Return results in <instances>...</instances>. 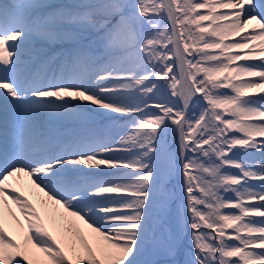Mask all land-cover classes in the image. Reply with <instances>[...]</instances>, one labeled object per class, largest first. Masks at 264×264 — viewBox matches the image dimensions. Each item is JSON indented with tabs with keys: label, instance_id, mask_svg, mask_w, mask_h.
Listing matches in <instances>:
<instances>
[{
	"label": "snow or ice",
	"instance_id": "obj_1",
	"mask_svg": "<svg viewBox=\"0 0 264 264\" xmlns=\"http://www.w3.org/2000/svg\"><path fill=\"white\" fill-rule=\"evenodd\" d=\"M64 42L72 47L43 54L41 45ZM256 93L264 94V0H0V264H156L157 249L174 254L167 224L183 212L192 230L184 264H264ZM194 101L199 112L189 111ZM92 106L132 119L113 124L118 139L107 141L103 131L54 141L35 120H87ZM105 170L113 175L85 174ZM22 177L43 193L59 235L13 186Z\"/></svg>",
	"mask_w": 264,
	"mask_h": 264
},
{
	"label": "bare ground",
	"instance_id": "obj_2",
	"mask_svg": "<svg viewBox=\"0 0 264 264\" xmlns=\"http://www.w3.org/2000/svg\"><path fill=\"white\" fill-rule=\"evenodd\" d=\"M40 2H43V3H46V4H50V5H58V4L68 3L69 0H40ZM256 2L259 4L260 0H256ZM232 39H233L232 37H229V40H232ZM235 40L237 42H239V38L238 37H236ZM85 42H87V38H85ZM250 42L253 43V44H256L257 47H259V43H260L259 41H250ZM41 46L45 50H47V52H50V54L51 53H60L62 50H65V49H68V48L72 47V45L70 43H68V42H64L62 44H58V43H56V44H47V43H45V44H43ZM232 51L234 53L241 54V53H239V50L233 49ZM248 63H259V60L257 59V60H254V61H248ZM178 73H179V70L177 69V74ZM256 82H258V80H256ZM161 93L166 95L168 93V90L166 88H163V89H161ZM158 95H160V93H158ZM262 96H264V94L256 93L255 98L257 100H260ZM45 99L46 100H51V101H53L55 103H60V101L56 100V98H45ZM0 103H3V101L0 100ZM72 103L73 104H79L80 102L79 101H72ZM94 108H95V106H92L91 108L83 109V111L88 116L87 120H81V119H79V118H77L75 116H72V115L49 114V113H43V112L39 113L35 117V120H36V123H37L41 119L43 121V123H45L44 125H48V127H52V124H54L56 126V127H52L49 130H47L48 127L45 129V132L51 138L55 134H59L61 132L65 133L66 130L69 129V128H79V127L85 128V127H88V129L92 128L91 131H103L104 134H105V139L107 141V140H111L113 138L118 139V136L115 135L116 132L118 131V129L117 128H113L112 127L113 124H117V125H121L122 126L126 121L132 119L131 117H125L123 120H119V119L113 120V118L107 113V111L102 110V109L93 110ZM77 109H79V108H77ZM193 110L196 111V112H199V110H200L199 108L195 107V101L193 102V108L190 109L189 111L191 112ZM75 111H77V110H75ZM80 111H81V109H80ZM12 114H13V109L11 108V105H9V116H12ZM69 138H74V136H72V135H64L63 138L54 137L53 139L55 141V140H65V139H69ZM257 139L260 140L261 138H257ZM168 143L173 148L175 147V143H171V142H168ZM109 146H111V145H109ZM232 154H234L236 156L243 155V153L239 149H234ZM260 156H261V153L259 151H252V152L248 153V157L251 158V159H254V160H259ZM124 171H128V170L125 169ZM230 171L235 172L237 170L230 169ZM88 174L95 175L98 178H108L111 175H113L111 170H105L103 172L96 171L94 173H88ZM12 183H17V182L13 181ZM182 183H183V181H181V183H179V186H177V190H179V187H180V185ZM249 184L254 186L255 190H259L261 182L258 181V180H249ZM21 189L25 192V195L28 197V199H30V200L33 199V202L37 205V210L40 211L41 213L44 212L42 210L41 204L39 203V200L42 199V198L44 199V197H42V195L38 194L39 190L38 189L35 190L34 188H32V186L30 184L24 185ZM36 192H38V193L36 194ZM221 194L224 195L225 197H228V198H232L234 196V194L230 193V192H228V193H223L222 192ZM10 203L11 202L9 201V204ZM11 207H12L13 211L16 212L17 216H20V213H19L18 209L16 208V206L15 205H11ZM184 214L187 215L186 212L185 213L183 212V215ZM43 217H44L45 220L47 219V216L45 214H43L42 219H43ZM5 218L8 221V223L11 225L12 224L11 218L7 216V212H5ZM20 219H21V222H23V217L22 216H20ZM172 219H174V218H172ZM253 219L259 220L261 218L260 217H254ZM81 225H82V222H81ZM45 226L48 227L49 230L53 231V233H54V226L52 224V221H50V220L47 221L45 223ZM170 226H171V224H170ZM187 226H188V224L185 227V228H188L187 229V233H186V237H185V240L182 243L180 241L183 238V234H184L185 228L183 227V230L179 232L178 236H176V239H177L176 243L177 242L181 243V245L179 246L180 249L181 248H187L188 245L191 244V231L192 230L190 229V227H187ZM229 231H231V230H229ZM170 233H171V231H170ZM10 234L13 235V238H15L17 240L20 239L19 230L16 229L14 225H13V230L11 231ZM57 235H59L58 232H57ZM85 235L86 236L88 235L87 230L85 231ZM179 236H182V237L180 238ZM179 247H178V249H179ZM38 255L41 256V257L43 256L42 253H38ZM176 256H178V254H176ZM176 256L165 255L162 258L154 259V261L158 260L156 264H163L166 260H169V262L167 264H170L172 260L176 259ZM161 260H163V261H161ZM175 263H176V260H175ZM177 264H182V262H178Z\"/></svg>",
	"mask_w": 264,
	"mask_h": 264
},
{
	"label": "rangeland",
	"instance_id": "obj_3",
	"mask_svg": "<svg viewBox=\"0 0 264 264\" xmlns=\"http://www.w3.org/2000/svg\"><path fill=\"white\" fill-rule=\"evenodd\" d=\"M161 83H163V82H161ZM76 110H77V112L80 111V109H76ZM37 124L39 126L40 124H44V123H43V121H39V122H37ZM41 126H44V125H41ZM167 140H168V142L174 143V134H173V131H172L171 128L167 130ZM13 181H15V180H13ZM181 181H182V178L180 176H174L172 178V184H174L176 186H179V183H181ZM27 184H30L31 185V181L27 177H22V183H21V185H27ZM17 185L19 186V184H17ZM31 186H32V188L35 189V187L33 185H31ZM37 193L38 192H36V194ZM38 194L42 195V197H43V193H41L40 191H39ZM44 199H46V198H44ZM53 207L58 208V206H52L51 203L49 202L48 203V208L51 210V209H53ZM59 212L62 213L63 212V209H59ZM43 214H44V212L41 213V216H43ZM172 218H174L175 220L172 219ZM186 219H187V215L186 214L183 215V213H182L178 217L175 213H173V216L169 219V222L167 224V228L169 230V233L171 231V233H170V239H171L172 246L174 248V254H169V252L166 251V250H164V249H157L150 256L151 259L154 260V259L162 258L165 255L176 256V254H178V256H176V259H175L176 260V263H175V260H172L170 264H177L178 262H182V264H184L185 260L188 258V255L187 254L191 250V244H189L187 248H181L180 249V247H179L181 245V243L185 240V237H186V233H187V229H188V228H185L186 225H187V223H185V220ZM43 220H44V223H46L47 221L50 220V218H49V216H47V219L45 220L44 217H43ZM57 220H58V217H57ZM170 224H171V226H170ZM183 227L185 228V230H184L183 238L180 241L181 243H178V242L176 243V241H177L176 236H178L179 232L183 230ZM57 232L58 231L56 230V228H54V233L53 234L54 235H57ZM179 237L181 238L182 236H179ZM178 247H179V249H178ZM168 262H169V260H166L164 263L163 262L162 263L163 264H167Z\"/></svg>",
	"mask_w": 264,
	"mask_h": 264
}]
</instances>
